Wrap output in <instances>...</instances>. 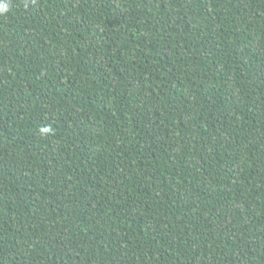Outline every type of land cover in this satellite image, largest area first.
I'll return each mask as SVG.
<instances>
[{
	"label": "trees",
	"instance_id": "16d2710c",
	"mask_svg": "<svg viewBox=\"0 0 264 264\" xmlns=\"http://www.w3.org/2000/svg\"><path fill=\"white\" fill-rule=\"evenodd\" d=\"M0 5V264H264V0Z\"/></svg>",
	"mask_w": 264,
	"mask_h": 264
},
{
	"label": "clouds",
	"instance_id": "9594fccd",
	"mask_svg": "<svg viewBox=\"0 0 264 264\" xmlns=\"http://www.w3.org/2000/svg\"><path fill=\"white\" fill-rule=\"evenodd\" d=\"M6 10V7L0 5V11H5Z\"/></svg>",
	"mask_w": 264,
	"mask_h": 264
}]
</instances>
